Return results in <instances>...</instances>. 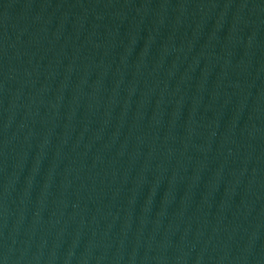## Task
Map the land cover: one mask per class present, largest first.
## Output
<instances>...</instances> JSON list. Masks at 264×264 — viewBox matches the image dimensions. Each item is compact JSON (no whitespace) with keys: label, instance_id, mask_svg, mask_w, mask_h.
<instances>
[{"label":"water","instance_id":"water-1","mask_svg":"<svg viewBox=\"0 0 264 264\" xmlns=\"http://www.w3.org/2000/svg\"><path fill=\"white\" fill-rule=\"evenodd\" d=\"M0 50L194 264H264V0H0Z\"/></svg>","mask_w":264,"mask_h":264}]
</instances>
